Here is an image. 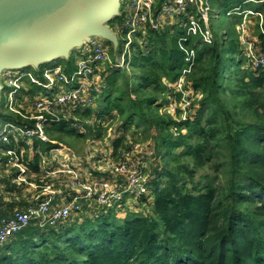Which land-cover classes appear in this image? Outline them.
<instances>
[{"label":"trees","instance_id":"trees-1","mask_svg":"<svg viewBox=\"0 0 264 264\" xmlns=\"http://www.w3.org/2000/svg\"><path fill=\"white\" fill-rule=\"evenodd\" d=\"M210 2L226 12L252 8L247 17L254 24L246 27L252 43L241 40L243 13L232 15L237 22L231 35L224 31L213 43L196 36L180 43V24L148 29L144 41L135 34L126 55L129 72L115 65L107 43L113 62L105 65L104 93L94 104L47 126L48 141L11 142L15 155L25 147L28 158L32 151L24 162L33 171L58 143L72 147L104 139L110 130L119 134L112 140L116 158L146 144L152 148L146 171L153 189L143 200L147 213L128 212L122 219L110 210L58 227L30 225L0 247V264H264V1ZM189 49L196 53L186 81L194 91L183 119L181 108L175 115L164 108L171 98L182 99L173 84L189 67ZM62 62L69 74L70 60ZM28 87L31 95L42 90ZM10 117L25 122L19 114ZM24 187L10 186L17 190L13 200ZM20 202L25 209L26 200Z\"/></svg>","mask_w":264,"mask_h":264},{"label":"built area","instance_id":"built-area-1","mask_svg":"<svg viewBox=\"0 0 264 264\" xmlns=\"http://www.w3.org/2000/svg\"><path fill=\"white\" fill-rule=\"evenodd\" d=\"M210 1L122 0L121 14L117 17L122 22L119 31H115L122 35L125 45L123 52L116 53L115 56L120 55L123 59L135 40V34L139 36V40L144 41L148 29L159 31L170 24L182 25L185 37L181 38L180 43L190 36H196L204 43H213L216 36L210 17L213 12ZM250 1L264 0H248ZM240 10L241 8L229 9L226 13L228 16L243 13L245 17L254 13ZM246 27L247 20L244 18L238 26L243 43H247ZM106 44L101 38H94L74 53L78 62L71 75L65 74L58 64L39 69L30 66L3 71L4 92L8 96L5 108L11 113L21 115L25 120L23 123L11 117L0 131V145H5L2 152L9 156L8 163L5 164L20 167L21 175L13 179V182L22 185L27 181V176L43 171L40 176L49 177L52 182L62 179V183H53V187L41 191L35 198L36 201L29 203L25 209H15L11 216L1 219L0 247L30 225L40 228L58 227L76 219L81 220L84 213L97 215V211L102 213L117 209L136 210L140 202L146 203L143 198L152 193L150 175L146 171L152 150L146 144H137L131 151L116 158L112 153V140L119 137V134L113 130L104 139L93 137L88 140L107 142L106 153L99 152L92 158L93 160L102 153L103 158L111 163L110 172L103 174L93 169L91 161L73 156L70 148L63 143L50 148L40 161L39 171L30 170L27 164H22L23 155H15L17 147L13 148L11 143L27 141L31 144L35 138L48 141L47 126L68 120L75 111L94 104L100 94L104 93L105 65L113 62ZM195 53L194 49L186 50L185 60L189 67L183 69L179 79L173 84V87L182 92V99L177 101L171 98V102L164 108L172 115H175L178 107L181 108L183 119L190 115L189 107L194 90L187 84L186 76L191 71ZM119 59L116 66L120 65ZM260 62H264V58ZM31 69H35L38 75L33 74ZM28 84H36L42 90L38 91L37 96L31 95ZM20 152L23 154L24 149ZM127 195H132L133 199H126Z\"/></svg>","mask_w":264,"mask_h":264},{"label":"water","instance_id":"water-1","mask_svg":"<svg viewBox=\"0 0 264 264\" xmlns=\"http://www.w3.org/2000/svg\"><path fill=\"white\" fill-rule=\"evenodd\" d=\"M122 0H0V108L3 71L58 59L70 60L94 38L120 43L109 22L120 16ZM74 52V53H73Z\"/></svg>","mask_w":264,"mask_h":264},{"label":"rangeland","instance_id":"rangeland-1","mask_svg":"<svg viewBox=\"0 0 264 264\" xmlns=\"http://www.w3.org/2000/svg\"><path fill=\"white\" fill-rule=\"evenodd\" d=\"M247 2V1H245ZM255 2V1H253ZM213 9V12H211L210 14V17H211V20H212V28H213V31H214V34L216 36V39H220L224 33V31H228L229 32V35H231V29L234 28V23H236L237 21H235L234 23L231 21L232 19V15L230 16H227V13L224 9H221L218 8V7H212ZM252 8L250 9H245L244 11H252L251 10ZM219 13V14H217ZM234 16V15H233ZM245 19L247 20V23H251L250 20L252 21V24H254V21L252 18H249V17H245ZM122 20L120 18H117L114 22V24L111 22H109V25H111V27L114 29V30H118L120 29V24H121ZM119 35H117V38H118V41L120 43V46H119V50H118V53L120 52V49H122V35L120 33H118ZM245 40L247 41V43H252V40H248L247 37L245 36ZM109 45V48L112 47L114 48L113 44L111 42H107ZM249 47V45H248ZM78 51V50H77ZM77 51H75V53H77ZM122 52V51H121ZM74 53V52H73ZM128 53L125 54V56L122 58H120V55L118 56H115V62L119 59V66L120 67H126L127 68V72L131 71V69L129 68V64H128V60H127V55ZM74 56H71L70 58V62H68L69 65H72L70 68H69V75H71L74 70L76 69V60L75 59H72ZM75 58V57H74ZM65 59H58V60H54L52 62H48V63H44L42 64V68L44 67H49V66H53V65H56L58 63H61L62 61H64ZM113 60V59H112ZM64 63L65 65L67 64V62H62ZM14 87H11V89H13ZM5 90L2 91L1 93V107L3 109V112H0V131L1 129L4 127V124L9 121V119L11 118L10 117V112L8 109L5 108V105L7 104L8 102V96H7V93L4 92ZM79 130V129H78ZM81 130V129H80ZM106 143L107 142H103V143H98V141L96 142H85L83 143L82 142H78L77 144H74V146H69L68 144L66 143H63V144H66L68 146V148H70L71 150V154L75 157H80V158H84L86 160H89L91 161L92 163L91 166L93 167V169L95 168L97 170V172H99L100 174H103L105 172L109 173L110 172V169H111V163L107 160H105L102 156V153L99 154L95 159L92 160V158L98 154L99 152H105L107 151V147H106ZM149 148V147H148ZM24 153H23V156L21 157V161L23 162L22 164L25 165L26 163L24 161L28 160V158L30 157L28 155V158H27V155H26V148L24 147ZM152 150V148H149ZM104 153V154H105ZM29 154H32V151L29 152ZM5 164V162H4ZM9 169V171H5V173H20V167H17V166H7L6 167V164L3 168L1 169ZM19 171V172H18ZM41 173H43V171L40 172V174H37V175H30V177L27 178V181L25 182V185L26 188L24 191L26 192H23V196H25V194H27V197L30 199L31 196L33 194H35L34 198H36L37 196L40 195L41 191H43L44 189L46 188H49V187H53V183H62V179H59V180H55V181H50V178L49 177H46V176H40ZM33 182L34 184L30 186V183ZM47 184V185H46ZM44 186H46L45 188H43ZM126 199H133V196L132 195H127L126 196ZM144 200V198H143ZM146 207H150L148 202L147 204L146 203H141L137 206V209L136 210H130V209H126V210H116L115 213H116V216L118 218H122L124 219V217L126 216V214L128 212H135V213H140V214H146L147 211L145 210ZM109 213V212H107ZM101 212L100 211H97V215H100ZM97 215L95 213L93 214H85L84 213V216L80 217V221H84L85 217H90L91 219H94L97 217ZM112 217V216H111Z\"/></svg>","mask_w":264,"mask_h":264},{"label":"crops","instance_id":"crops-1","mask_svg":"<svg viewBox=\"0 0 264 264\" xmlns=\"http://www.w3.org/2000/svg\"><path fill=\"white\" fill-rule=\"evenodd\" d=\"M25 150V149H24ZM23 154H20V156H22ZM30 158H32V154H29ZM30 158H28V161L30 160ZM5 160H9V156L5 155L3 152H0V221L3 217H9L12 215V213L15 211V209H19L22 207V203L20 202V199H24L26 200V205L23 208H26L29 203L35 202V194H33L31 196V198L29 199L27 197V194H25V196L20 195V197H14L15 200H13V196L17 195V193H15L17 190H11L10 186H13V179L12 177L10 178V175H12L11 173H5V171H9V169H1L5 166L4 162ZM4 161V162H2ZM7 167V166H6ZM30 170H33L32 168H30ZM10 172V171H9ZM30 177V176H29ZM31 186V185H30ZM26 188L28 187H24L23 192ZM58 190V189H56ZM28 203V204H27Z\"/></svg>","mask_w":264,"mask_h":264}]
</instances>
